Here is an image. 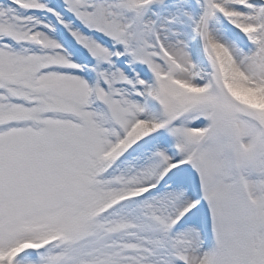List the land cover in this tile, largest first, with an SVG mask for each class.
Instances as JSON below:
<instances>
[{
    "label": "snow or ice",
    "instance_id": "1",
    "mask_svg": "<svg viewBox=\"0 0 264 264\" xmlns=\"http://www.w3.org/2000/svg\"><path fill=\"white\" fill-rule=\"evenodd\" d=\"M0 264H264V0H0Z\"/></svg>",
    "mask_w": 264,
    "mask_h": 264
}]
</instances>
